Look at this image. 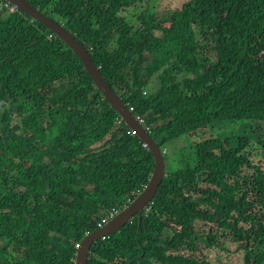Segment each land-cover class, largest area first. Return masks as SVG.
<instances>
[{"label": "trees", "instance_id": "16d2710c", "mask_svg": "<svg viewBox=\"0 0 264 264\" xmlns=\"http://www.w3.org/2000/svg\"><path fill=\"white\" fill-rule=\"evenodd\" d=\"M29 1L89 50L170 163L143 220L96 240L88 264H209L181 249L226 236L264 264V165L247 149L264 156V0L147 9L140 29L123 13L147 0ZM118 118L71 47L0 11V264H76L85 235L144 191L155 156ZM204 129L220 149L193 140Z\"/></svg>", "mask_w": 264, "mask_h": 264}, {"label": "water", "instance_id": "95a60500", "mask_svg": "<svg viewBox=\"0 0 264 264\" xmlns=\"http://www.w3.org/2000/svg\"><path fill=\"white\" fill-rule=\"evenodd\" d=\"M18 6L19 10L31 17L33 20L42 23L53 32L65 44L76 52L83 61L85 68L94 77L97 87L102 90L106 100L116 110L124 123L132 130L133 134L139 135L149 146L155 156V169L151 180L143 193L126 208L108 221L102 228L88 233L78 249L76 264H88L90 248L99 238L120 230L135 215L139 214L140 221L143 220L145 210L154 200L164 178L167 176L166 162L158 141L147 127L136 117L127 104L115 93L110 84L105 80L100 67L96 64L89 50L63 25L56 23L51 18L43 15L29 0H9Z\"/></svg>", "mask_w": 264, "mask_h": 264}, {"label": "rangeland", "instance_id": "374dc122", "mask_svg": "<svg viewBox=\"0 0 264 264\" xmlns=\"http://www.w3.org/2000/svg\"><path fill=\"white\" fill-rule=\"evenodd\" d=\"M191 0H147L144 3H136V5L132 6L130 9H127L126 12L123 13V16L128 19L129 22L134 26L135 29L142 28L141 25V16L144 15V12L147 9H150L158 18V20H163L172 15V13L176 10H181L185 3L190 2ZM169 25V23H166ZM162 35V33H158ZM203 132H196L191 134L194 141L200 140L202 137L209 138L211 140V145L215 149H220L221 141L214 140L212 138V134L208 132L207 129L202 130ZM242 141V140H241ZM250 146L247 147L248 151L252 153V161L254 163H260L264 165V156L262 151L257 143L252 141L249 143ZM165 150H162L163 156L166 154ZM165 153V154H164ZM166 162V167L167 161ZM251 174L253 173L250 172ZM204 186L203 183L200 185ZM205 186H210L205 184ZM212 187H215L212 185ZM216 188V187H215ZM261 212V210H259ZM217 228V224L209 223L207 221L196 222L194 224V231L202 234L209 233L210 228ZM221 241L220 246H207L206 243L202 241L196 242L195 249H181V252L186 255H193L202 260H207L209 264H245V251L240 249L241 242L234 240L233 237L226 236L222 238H218Z\"/></svg>", "mask_w": 264, "mask_h": 264}, {"label": "clouds", "instance_id": "9594fccd", "mask_svg": "<svg viewBox=\"0 0 264 264\" xmlns=\"http://www.w3.org/2000/svg\"><path fill=\"white\" fill-rule=\"evenodd\" d=\"M10 2V3H12L11 1H9V0H6V1H4L3 3H1V5H0V7L2 6V5H4V3L5 2ZM12 5H14V6H16L17 7V9H19L18 8V6L17 5H15V3H12ZM3 9H5V8H3ZM2 10V9H1ZM0 10V11H1ZM5 10H7V9H5ZM8 12H10L9 10H7ZM16 11V10H15ZM14 11V12H15ZM10 13H13V12H10ZM132 110V109H131ZM132 112H133V110H132ZM136 116V115H135ZM120 117V116H119ZM124 121L121 117L120 118H118V123H119V121ZM138 120H139V118H138ZM140 121V120H139ZM141 122V121H140ZM142 123V122H141ZM142 124H144V123H142ZM144 126L146 127V125L144 124ZM147 187V186H146ZM145 187V188H146ZM145 188H144V190H145ZM143 193V191H141V193L139 192V196L141 195ZM136 199V198H135ZM134 199V200H135ZM133 200V201H134ZM133 201H128L129 202V204H128V206L133 202ZM127 206V207H128ZM127 207H123V208H120V209H117V210H115V211H112L111 213H109L101 222H99V224H98V226H99V228L98 229H100V228H102L108 221H110V220H112L117 214H119L123 209H126ZM97 229V230H98ZM91 233V232H90ZM88 234V233H87ZM86 234V235H87ZM85 235V236H86ZM110 234H108V235H106L105 237H103L102 239H104V238H106V237H108ZM81 244V243H80ZM80 244L78 243V245H77V248L79 249V247H80Z\"/></svg>", "mask_w": 264, "mask_h": 264}, {"label": "built area", "instance_id": "2783aa9c", "mask_svg": "<svg viewBox=\"0 0 264 264\" xmlns=\"http://www.w3.org/2000/svg\"><path fill=\"white\" fill-rule=\"evenodd\" d=\"M3 8L9 10L10 12H14L15 10H17V7L14 6V5H12V3L8 2V1L5 2L4 5H2V6L0 7V10L3 9ZM139 120H140L142 123L145 124V120H144V119H140V118H139ZM119 122H120V121H119ZM146 145H147V144H146ZM147 146H148V145H147ZM140 193H141V191H140ZM152 205H153V201H152L151 204L147 207L146 210H147V211H150Z\"/></svg>", "mask_w": 264, "mask_h": 264}]
</instances>
